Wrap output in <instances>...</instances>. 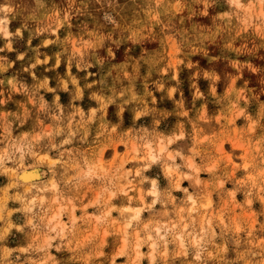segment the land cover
Listing matches in <instances>:
<instances>
[{"label":"rangeland","instance_id":"obj_1","mask_svg":"<svg viewBox=\"0 0 264 264\" xmlns=\"http://www.w3.org/2000/svg\"><path fill=\"white\" fill-rule=\"evenodd\" d=\"M0 264H264V0H0Z\"/></svg>","mask_w":264,"mask_h":264},{"label":"bare ground","instance_id":"obj_2","mask_svg":"<svg viewBox=\"0 0 264 264\" xmlns=\"http://www.w3.org/2000/svg\"><path fill=\"white\" fill-rule=\"evenodd\" d=\"M38 176H39V173L37 171H28L27 170V171L21 172V174L19 175V179L23 180V182L24 181L25 182H31L33 179L37 178ZM134 214L138 215L139 214V209H136ZM133 216H136V215H133Z\"/></svg>","mask_w":264,"mask_h":264}]
</instances>
